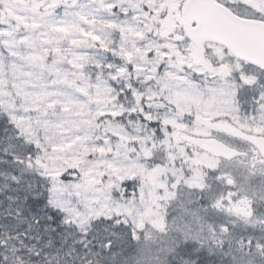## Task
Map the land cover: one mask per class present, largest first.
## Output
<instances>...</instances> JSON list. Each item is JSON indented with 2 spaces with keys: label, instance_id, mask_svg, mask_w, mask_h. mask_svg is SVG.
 <instances>
[{
  "label": "snow or ice",
  "instance_id": "1",
  "mask_svg": "<svg viewBox=\"0 0 264 264\" xmlns=\"http://www.w3.org/2000/svg\"><path fill=\"white\" fill-rule=\"evenodd\" d=\"M0 264H264V0H0Z\"/></svg>",
  "mask_w": 264,
  "mask_h": 264
}]
</instances>
